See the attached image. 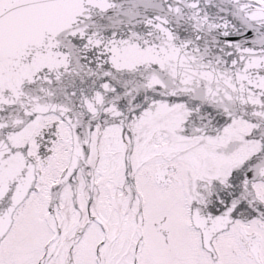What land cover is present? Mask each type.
Returning <instances> with one entry per match:
<instances>
[{
  "label": "snow or ice",
  "instance_id": "obj_1",
  "mask_svg": "<svg viewBox=\"0 0 264 264\" xmlns=\"http://www.w3.org/2000/svg\"><path fill=\"white\" fill-rule=\"evenodd\" d=\"M0 264H264V0H0Z\"/></svg>",
  "mask_w": 264,
  "mask_h": 264
}]
</instances>
